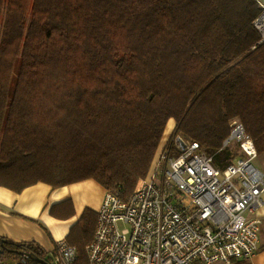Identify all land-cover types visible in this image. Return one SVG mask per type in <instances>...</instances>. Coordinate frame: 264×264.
<instances>
[{
    "label": "trees",
    "instance_id": "obj_1",
    "mask_svg": "<svg viewBox=\"0 0 264 264\" xmlns=\"http://www.w3.org/2000/svg\"><path fill=\"white\" fill-rule=\"evenodd\" d=\"M263 15L258 0H0V187L93 180L128 197L170 120L223 166L241 155L223 148L236 123L263 154ZM50 213L68 220L74 203ZM97 219L86 209L66 238L78 264ZM1 239L17 264H52Z\"/></svg>",
    "mask_w": 264,
    "mask_h": 264
},
{
    "label": "built area",
    "instance_id": "obj_2",
    "mask_svg": "<svg viewBox=\"0 0 264 264\" xmlns=\"http://www.w3.org/2000/svg\"><path fill=\"white\" fill-rule=\"evenodd\" d=\"M264 38V15L256 22ZM241 155L223 166L191 138L174 134L151 179L128 197L106 192L87 264H233L260 250L264 172L242 124L223 148ZM122 225V227H120ZM51 256V255H50ZM52 264H78L67 240L56 243ZM24 258L29 256L24 255ZM0 264H11L0 257ZM14 264H17L14 261Z\"/></svg>",
    "mask_w": 264,
    "mask_h": 264
},
{
    "label": "crops",
    "instance_id": "obj_3",
    "mask_svg": "<svg viewBox=\"0 0 264 264\" xmlns=\"http://www.w3.org/2000/svg\"><path fill=\"white\" fill-rule=\"evenodd\" d=\"M258 2L264 7V0ZM169 140L170 138L163 137L150 172L155 168ZM256 161L263 164L259 169L264 172V153L259 154ZM103 189L92 180L59 189L39 183L20 194L0 187V238H7L16 243L36 242L45 250L52 251L57 242L66 240L84 209L91 206L89 208L92 210L99 211L105 197V189ZM87 192L91 196L82 202L83 194ZM68 200L74 203L75 216L68 220L53 217L50 213L53 206ZM255 215L261 221L260 250L250 260L233 264H264V206L257 210Z\"/></svg>",
    "mask_w": 264,
    "mask_h": 264
},
{
    "label": "rangeland",
    "instance_id": "obj_4",
    "mask_svg": "<svg viewBox=\"0 0 264 264\" xmlns=\"http://www.w3.org/2000/svg\"><path fill=\"white\" fill-rule=\"evenodd\" d=\"M174 132H175V120H170L168 123H167V126H166V129H165V133H164V137L166 138H171L172 137V135L174 134ZM230 150H231V152H233L234 154H241V151L239 150V148L235 145V144H233V145H231L230 146V148H229ZM254 164H255V166L256 167H258V168H262L263 167V164L262 163H260V162H257V161H255L254 162ZM153 166H154V164H153ZM155 171H156V165H155V168L149 173V175H148V177H147V179H151V177L155 174ZM93 181V180H92ZM95 183H97V182H95ZM98 184V183H97ZM99 185V184H98ZM100 186V185H99ZM101 187V186H100ZM102 188V187H101ZM103 189V188H102ZM104 190V189H103ZM105 191V196H106V190H104ZM88 196H91V194L89 193V192H87V193H84L83 194V197H82V202H84V200H86V198L88 197ZM104 200V199H103ZM89 207H91V206H89ZM86 208V209H90V210H92V208ZM86 209H84V211L86 210ZM83 211V212H84ZM95 211V210H94ZM82 215H83V213L81 214V217H82ZM120 227H122V225H120ZM54 251H55V248L52 250V253L50 254L51 256H53L54 255ZM3 258H4V260L6 261V262H8V263H11V264H14V261L12 260V259H9L8 258V256H7V254L6 255H3Z\"/></svg>",
    "mask_w": 264,
    "mask_h": 264
},
{
    "label": "water",
    "instance_id": "obj_5",
    "mask_svg": "<svg viewBox=\"0 0 264 264\" xmlns=\"http://www.w3.org/2000/svg\"><path fill=\"white\" fill-rule=\"evenodd\" d=\"M3 248H4V240H2L1 238H0V255H3L4 254V250H3ZM31 259H35V256H31L30 257ZM36 262H38V263H40V264H49V263H47L46 261H44V260H36Z\"/></svg>",
    "mask_w": 264,
    "mask_h": 264
}]
</instances>
